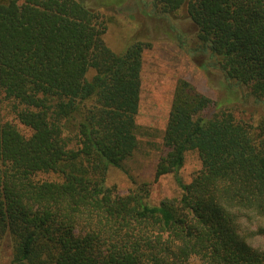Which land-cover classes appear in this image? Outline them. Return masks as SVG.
<instances>
[{"label":"trees","instance_id":"trees-1","mask_svg":"<svg viewBox=\"0 0 264 264\" xmlns=\"http://www.w3.org/2000/svg\"><path fill=\"white\" fill-rule=\"evenodd\" d=\"M150 3L156 17L191 21L187 50L227 90L214 101L178 82L155 177L178 174L192 151L202 169L190 184L177 178L182 195L159 206L149 184L126 195L107 186L139 148L149 43L111 50L89 0H0V104L13 114L0 119V249L10 242V264H264V115L230 100L264 106V0Z\"/></svg>","mask_w":264,"mask_h":264},{"label":"rangeland","instance_id":"rangeland-1","mask_svg":"<svg viewBox=\"0 0 264 264\" xmlns=\"http://www.w3.org/2000/svg\"><path fill=\"white\" fill-rule=\"evenodd\" d=\"M107 1L89 0V4L106 16L108 28L104 39L108 47L121 54L134 41L150 45L143 57L141 101L137 117L139 148L125 163V171L110 169L107 186L115 187L120 194L126 195L136 185L149 184L148 202L152 206H159L165 199H177L182 195L177 178L184 184H190L202 169L198 154L192 151L186 154L185 165L178 174H167L159 179L155 177L157 164L167 153L163 138L178 82L185 80L191 83L214 101L225 97L227 90H224L219 71L212 67L204 68L206 57H196L187 50L194 45L197 34L191 21L182 17H156L152 13L151 0ZM182 42L186 48H181ZM241 97L242 93L230 97L233 106L241 108L247 116L258 121L264 115V106L256 105L252 100L244 103ZM0 119L13 120L7 104H0ZM20 129L29 134L27 129ZM259 243L264 247V240ZM11 260L12 247L5 240L0 249V264H10Z\"/></svg>","mask_w":264,"mask_h":264}]
</instances>
